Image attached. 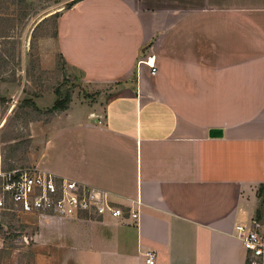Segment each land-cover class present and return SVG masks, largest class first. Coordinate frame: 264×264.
Listing matches in <instances>:
<instances>
[{
    "label": "crops",
    "instance_id": "0c3cea01",
    "mask_svg": "<svg viewBox=\"0 0 264 264\" xmlns=\"http://www.w3.org/2000/svg\"><path fill=\"white\" fill-rule=\"evenodd\" d=\"M57 44L95 96L44 124L34 167L126 214L43 219L37 264H246L237 225L264 238V0H81Z\"/></svg>",
    "mask_w": 264,
    "mask_h": 264
},
{
    "label": "rangeland",
    "instance_id": "374dc122",
    "mask_svg": "<svg viewBox=\"0 0 264 264\" xmlns=\"http://www.w3.org/2000/svg\"><path fill=\"white\" fill-rule=\"evenodd\" d=\"M73 0H0V155L2 172L34 167L44 124L59 97L90 100L83 75L57 44ZM2 176H0L1 187ZM1 190V189H0ZM46 216L0 210V264H37L35 235Z\"/></svg>",
    "mask_w": 264,
    "mask_h": 264
},
{
    "label": "built area",
    "instance_id": "2783aa9c",
    "mask_svg": "<svg viewBox=\"0 0 264 264\" xmlns=\"http://www.w3.org/2000/svg\"><path fill=\"white\" fill-rule=\"evenodd\" d=\"M139 63L149 66L152 73H156L155 55H147ZM0 176V210L46 217L108 215L118 219L126 214L108 192L76 180L58 177L50 171L31 167L4 173L1 155ZM128 214L138 220L141 211L131 209ZM258 227L256 221L250 226L239 224L236 227L246 249V264H264V238ZM146 262L155 264L153 253H149Z\"/></svg>",
    "mask_w": 264,
    "mask_h": 264
},
{
    "label": "trees",
    "instance_id": "16d2710c",
    "mask_svg": "<svg viewBox=\"0 0 264 264\" xmlns=\"http://www.w3.org/2000/svg\"><path fill=\"white\" fill-rule=\"evenodd\" d=\"M22 1H25V0H22ZM79 1H81V0H73L72 3H71V6L75 5ZM70 102H71V97L70 96H67L65 98L59 97L55 101L54 105L49 109V111L50 112L64 111V110H66L68 108Z\"/></svg>",
    "mask_w": 264,
    "mask_h": 264
},
{
    "label": "water",
    "instance_id": "95a60500",
    "mask_svg": "<svg viewBox=\"0 0 264 264\" xmlns=\"http://www.w3.org/2000/svg\"><path fill=\"white\" fill-rule=\"evenodd\" d=\"M211 137H220L223 135V129L219 127L211 128L209 131Z\"/></svg>",
    "mask_w": 264,
    "mask_h": 264
}]
</instances>
